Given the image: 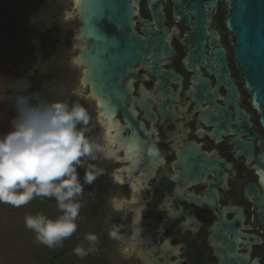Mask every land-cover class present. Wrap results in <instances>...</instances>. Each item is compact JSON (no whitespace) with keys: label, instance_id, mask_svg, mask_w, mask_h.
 Returning <instances> with one entry per match:
<instances>
[{"label":"flooded vegetation","instance_id":"1","mask_svg":"<svg viewBox=\"0 0 264 264\" xmlns=\"http://www.w3.org/2000/svg\"><path fill=\"white\" fill-rule=\"evenodd\" d=\"M71 3L69 11L73 9ZM141 43L108 115L81 78L78 13L70 101L88 129L87 198L115 231L123 264H264L257 211L264 127L236 59L226 0H129ZM113 101L109 100L108 106ZM109 108H112L109 106ZM261 109V107H259Z\"/></svg>","mask_w":264,"mask_h":264},{"label":"trees","instance_id":"2","mask_svg":"<svg viewBox=\"0 0 264 264\" xmlns=\"http://www.w3.org/2000/svg\"><path fill=\"white\" fill-rule=\"evenodd\" d=\"M31 4L36 7V11L54 20L56 40L63 42L68 30L56 21L61 15L59 0H32ZM0 37L4 41L0 45V60L10 82L6 94L8 110L22 116L29 125L33 137L31 159L36 168L32 178L23 184L17 179L12 182L3 181L7 165L3 162L0 164V181L4 183L5 190L15 198L26 194L33 223L21 240L15 236L12 241L5 236L8 235L5 231L0 234L1 264H111L101 250L111 247L116 234L114 230L101 227V215L88 206L85 199L87 183L86 188L82 186L79 189L78 196L66 194V197V185L71 183V187H78L82 179L68 172L61 174V177L50 173L51 169H58L57 143L61 141L62 134H66L72 125L81 121L78 115L75 117L71 97L66 101L48 99L46 91L42 92L38 88L37 81L30 80V64L21 62L24 56L21 52L20 56H14L12 48L18 41L19 29L6 11H0ZM63 70L56 73L62 83L65 81L66 69ZM61 151L63 158L80 156L87 160L86 151L78 144L68 143L62 146ZM47 155L50 159L44 166L42 161ZM69 197L73 198L71 203ZM7 203L9 201L6 199L3 205L7 207ZM3 207H0V214L6 212ZM9 210L17 215L15 210Z\"/></svg>","mask_w":264,"mask_h":264},{"label":"rangeland","instance_id":"3","mask_svg":"<svg viewBox=\"0 0 264 264\" xmlns=\"http://www.w3.org/2000/svg\"><path fill=\"white\" fill-rule=\"evenodd\" d=\"M31 2L32 0H0V11H6L9 19L12 18L19 29L18 41L12 48L14 56H20V52L24 55L21 62L30 64L32 72L30 80L37 81L38 88L42 92L46 91L45 96H48V99L54 101L63 99L66 101L71 96L72 91L81 88L78 84L79 66L74 67L72 64L74 54L72 45L74 41L71 39L64 15V11H69L71 3L69 0H59L62 6L61 15L56 21L64 25L68 31L63 42H57L54 33V20L49 18L47 14L36 11V7L32 6ZM2 42L4 41L0 37V45ZM63 69L67 71L64 73V83L60 82L56 75L59 70L64 71ZM66 82L68 83L66 84ZM9 84L4 64L0 60V164L3 162L7 165L4 173L5 180L3 181L12 182L17 179L26 184V181L32 178V174L36 169L31 159L33 137L27 121L19 114L11 113L8 110L6 94ZM86 132H88V129L84 126L74 124L66 134H62L61 141L57 143L59 147L57 153L59 155L58 169H51V175L61 177V174L68 172L67 174L70 173L82 179L81 185L78 187H71V183L68 186L66 185L67 191L64 194L66 197V194L76 197L79 195L78 192L82 186L86 188L88 160L80 156L78 158H63V155H60L62 154L61 149L62 146H67L68 143L79 144L85 138ZM49 159L48 155L44 158L42 161L44 166L48 164ZM0 183L2 182L0 181ZM4 187L5 185L2 183L0 185V207L5 206L3 208H6V212L0 214V234L5 231L8 233L5 236L12 241H14L15 236H18L16 239L20 238L21 240L25 238L27 228L33 224L28 198L26 194H20L15 198L7 193L6 187ZM86 198L87 196H85ZM6 199L9 201L7 207L3 205ZM68 199L71 203L70 200L73 198L69 197ZM86 201L93 212L101 215L99 210L101 204L98 201L94 202L88 198ZM9 208L15 210L17 215H14ZM108 224V222H101V227H107ZM16 244L19 247L21 246L19 243ZM101 253L111 264L117 263L120 259L117 245L101 250ZM1 262L2 259L0 258V264Z\"/></svg>","mask_w":264,"mask_h":264},{"label":"water","instance_id":"4","mask_svg":"<svg viewBox=\"0 0 264 264\" xmlns=\"http://www.w3.org/2000/svg\"><path fill=\"white\" fill-rule=\"evenodd\" d=\"M72 1L73 9L64 11V15L69 30L76 23L68 16L74 11L79 15L76 31L81 52L73 61L85 63L81 84L85 87L91 83L93 94L99 98L98 105L110 115L120 106L117 99L131 88L118 76L126 77L129 66L140 54L135 45L141 41L133 32H127L134 9L129 0ZM226 3L230 7L226 24L233 31L235 59L252 92V103L262 114L264 127V0H226ZM109 100L113 101L109 105L112 108L108 106ZM261 184L263 191L257 198V211L264 225V178Z\"/></svg>","mask_w":264,"mask_h":264}]
</instances>
